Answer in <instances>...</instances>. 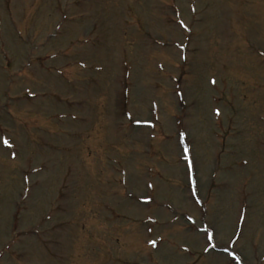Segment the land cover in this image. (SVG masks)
Instances as JSON below:
<instances>
[{
    "label": "rangeland",
    "instance_id": "obj_1",
    "mask_svg": "<svg viewBox=\"0 0 264 264\" xmlns=\"http://www.w3.org/2000/svg\"><path fill=\"white\" fill-rule=\"evenodd\" d=\"M0 264H264V0H0Z\"/></svg>",
    "mask_w": 264,
    "mask_h": 264
},
{
    "label": "snow or ice",
    "instance_id": "obj_2",
    "mask_svg": "<svg viewBox=\"0 0 264 264\" xmlns=\"http://www.w3.org/2000/svg\"><path fill=\"white\" fill-rule=\"evenodd\" d=\"M183 26V25H181ZM212 83H215V81H213ZM217 115H219V112L217 111ZM181 140H183V135L181 136ZM2 146H3V150H11L14 148V144L12 142L9 141V139L7 138H3L2 139ZM184 153H187L188 152V148L185 146L184 149H183ZM9 155L14 159L15 156H16V153L14 151H11L9 152ZM190 167V165H189ZM148 187H152V185H148ZM191 195L193 197H196L197 195V190L195 188V182L193 181V186L191 188ZM143 203H151V200L150 199H146L143 201ZM196 203H199V200L197 199L196 200ZM189 220L191 221V224L192 225H195L196 222L194 220L191 219V217H189ZM155 223V222H154ZM149 232L152 231V228H148L147 229ZM200 231H203L204 234H205V241H206V244L208 243H211L214 239H215V233L209 231L208 228L204 227V228H201ZM149 243H151V245L155 248L157 246L156 244V241L155 240H150ZM212 247H215V245L213 244ZM187 250V249H185ZM205 251H208V247H205L204 249Z\"/></svg>",
    "mask_w": 264,
    "mask_h": 264
}]
</instances>
